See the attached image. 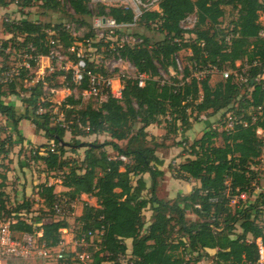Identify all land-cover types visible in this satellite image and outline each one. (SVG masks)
<instances>
[{"label": "trees", "instance_id": "1", "mask_svg": "<svg viewBox=\"0 0 264 264\" xmlns=\"http://www.w3.org/2000/svg\"><path fill=\"white\" fill-rule=\"evenodd\" d=\"M13 2L22 8L39 3L49 11L61 10L63 4H68L75 13L72 20L76 29L86 26L89 30L83 36H73L61 24L50 27V24L26 18L5 20L2 22L4 31L11 36L0 46V56L4 58L3 50L9 46L47 56L51 48L48 28L57 32L63 48L78 47V41L94 36L92 23L88 22L91 15L110 16L117 23L134 22L132 10L121 5L107 10L97 5L96 14L88 7L89 0H0V6ZM227 7L235 11L236 16L224 27L221 21ZM159 9L144 11L136 22L148 29L156 28L162 39L153 41L141 34L140 44L120 46L117 41L124 30L114 29L111 34L117 37L114 41L103 42L105 37H101L92 44L96 50L104 46L105 54L128 60L136 74H148L143 86H138L136 77L124 76L121 98L105 89L101 91L105 99L95 107L82 100L81 93L89 84L87 73L79 84H74L70 72L59 69L28 89L20 86L28 92L21 98L24 112L3 100L7 95H19L18 79L0 83V114L13 133L19 134L18 123L22 119H29L36 131L44 132L49 142L31 147L30 159L41 161L46 171L60 172L58 179L66 189V197L71 200L79 199L81 194L95 197L96 206L85 203L76 218L80 223L76 237L103 227L98 242L88 239L92 257L88 264H190L208 256L206 249H216L211 255L215 264H256V239L260 238L264 244V220L260 222L261 216L264 217V192L250 203H242V199L236 197L241 192L252 194V182L257 173L253 165L264 145L263 138L256 132L258 128L264 132V87L254 80L261 67L248 70L247 84L252 90L248 97L240 100L239 107H243L244 112L240 118L235 117L232 129L226 131L207 125L199 138L191 143L180 142L182 150L187 152L186 158L176 168L172 169L171 163L169 167L178 179L198 181L189 193H178L173 199L156 195L157 178L164 173L160 168L164 162L156 154L154 138L148 140L146 129L164 117L171 131L177 132L190 128L192 116L197 118L203 112L210 115L231 109L241 88L232 78L224 79L220 75L219 83L210 84L211 75L219 74L213 73L201 79L191 76L186 80L190 71L187 64H183L181 77L174 72L168 80L161 81L155 61L169 71L174 66L172 55L187 47L191 54L185 56V62L205 65L209 61L221 70L232 66L236 60L264 58V36L260 34L264 25L259 22V13H264V0H160ZM189 14L196 17L194 26L182 29L180 22ZM184 32L192 33L193 40L182 41ZM134 35L138 37L137 33ZM70 56L75 57L73 53ZM31 63L35 65L34 61ZM85 63V71L107 74L102 66L95 67L86 59ZM6 67L0 63V69ZM21 72L20 80H23L28 71ZM59 75L64 76L67 88H77L78 93L71 92L58 106L53 101L44 102L45 111L37 114V103L45 89L57 87L50 83L48 86L47 82ZM66 132L75 139L73 144L64 140ZM1 133L0 128V156H5L15 140L10 135L2 137ZM99 133L107 134L111 140L102 144L83 142L85 150L81 159L65 156L69 147L71 152L76 151L74 146L80 143L77 137ZM19 139L22 141L21 137ZM217 139L221 143H217ZM118 141L126 142L120 146ZM105 145H110L116 154L110 155ZM120 155L125 156L126 161L120 159ZM0 166L4 170L8 168L4 163ZM145 173L150 177L149 186L143 177ZM6 180L5 173L0 172V219L11 217L12 231L33 235L41 232L38 240L45 246H55L62 238L61 229H66L68 222L64 219L43 222L40 216L27 220L23 217L31 209L27 199L9 208ZM54 189L55 185L48 182L37 185V195L43 199L50 215L55 214L53 206L57 194ZM232 200L238 203L232 205ZM145 209L151 213L148 223L143 214ZM188 212L198 219L189 220ZM126 239H131V248L129 258L123 261L122 256L128 250Z\"/></svg>", "mask_w": 264, "mask_h": 264}, {"label": "rangeland", "instance_id": "2", "mask_svg": "<svg viewBox=\"0 0 264 264\" xmlns=\"http://www.w3.org/2000/svg\"><path fill=\"white\" fill-rule=\"evenodd\" d=\"M92 6H93L92 11L95 12L96 14V11H95L96 6L95 5H92ZM6 7H7L6 12L0 15V46H1V43L4 40H6V39H3L2 34H1V32L5 33L3 25H2V22L5 20L13 21V20L21 19V18H26L32 21L41 22L43 24H50V27H52L55 24H61L65 29H66V25H69L70 28L69 30L68 29L67 30L70 33L74 32L75 36H83V34L89 30V28L86 26H81L78 30L76 29L75 22L72 20V17L75 15V13L73 12L72 8L68 4H63V9L58 10V11L45 10L39 5V3H33L31 6L22 8L18 4H16V2H13V3H9ZM235 16H236L235 11H232L230 7H227L225 16L221 21V26L225 27L229 23L230 20L235 18ZM88 22L90 24L92 23V29H93L94 36L90 37L87 42H86L87 38L81 42L78 41L77 50L80 52V54L83 55L84 58H86L88 61L93 62L95 64V67L102 66V68L107 72V74L104 75L103 73H100L103 77L101 78V80L111 79L112 88L116 89L118 87V82L121 83L120 77L122 75L135 77L136 75L135 68L127 66L126 63L118 62L116 61L114 57L108 54H105L104 46H101L99 49L96 50V48L92 46L94 42L99 41L101 37H105L103 42L107 40H115L116 35H112V36L109 35V33L106 32L105 28L103 31L102 29H95L93 25L94 16L92 15L91 17L88 18ZM259 22L262 25H264V13L262 12L259 13ZM187 25L189 24L187 23ZM46 31L49 34H52V36H53V32H55V30H52L51 28H48ZM126 33L132 35L135 38L137 37L136 35H134L135 33H137L138 36L142 34V35L148 36L153 41L160 40L163 37L162 34L159 33L157 29L145 28L142 24H139L138 22H135V24L132 25L130 28L124 30L123 34H126ZM104 35H107V36H104ZM15 49L16 48L11 47V46L5 48L3 50V53L6 54V57L4 58V56H0V63H4L7 66H15L16 64L20 63L21 61L20 58L14 55ZM60 51L67 56L70 55L69 50L63 48L62 45L60 47ZM180 55H181L182 64H186L185 56L182 53ZM70 59L72 62L74 61L72 57H70ZM46 61H47L46 59H43L40 64L46 65L47 64ZM48 62L50 66L44 69V72L41 75V77L43 78L49 77L50 74L53 73L55 70H59L58 64H56V62H52V60L51 61L49 60ZM155 63L158 66V70L160 72L158 73H159V76H161V78L168 79L172 74H174V72H177V71H174L173 73H171L168 70L165 71V69H163L156 61ZM34 71H35V68L33 69V72ZM220 75L221 74L211 75V77L209 78L210 84L219 83L222 79ZM16 79H18L17 88L20 94H19V97L15 96V97H12V99L18 102L17 103L19 106L18 110L21 112L22 111L24 112L25 105L22 103L21 98L22 96H26L27 92L22 91L21 87L28 88L32 86L37 81V75L36 73H33L31 79L27 78L28 79L27 82H25L24 79L20 80L19 77H17ZM60 82H63L61 76H56L54 79H52L51 82H47L48 86H51L48 83L54 84L55 86H57L54 88L59 91L51 93L52 91L48 88L45 89L44 91L45 92L44 95L46 97H49L52 100L54 98L56 101H59V103L58 102L56 103L57 106L60 104V102L63 101L62 98H65V96H67V94L65 95L64 91L60 90V88L62 89L66 87L65 86L66 83L61 84ZM106 87L107 86L102 83L99 86L102 98H104L105 94L102 93L101 91L105 90ZM240 87L241 88L239 90V95L237 99L231 104V109L220 110L217 113H213L210 115L206 113L207 119L205 120H199L197 118H194V116H192L191 118L192 123L189 129H185V130L182 129V130H178L177 132L171 131L170 126L165 121L164 117H162L161 121L158 124H151L150 126L147 127L146 130L148 132V140H150L152 137L154 138L153 142L157 144L156 154L164 162L163 165L160 166L161 170H163L164 173L162 176L157 178L156 195L159 198L173 199L176 196V194L180 193L182 195H185L189 193L191 189L194 187L193 181H192L193 179L186 181V180L176 178L173 174V171L170 169L169 164L171 163L173 165L172 169H174L177 167L178 163L185 160V156L187 155V152L182 150V147L179 145L180 142L185 140L186 143H191L194 139L199 138L202 135V133L206 130L207 125L212 126V125H215L216 123H220V126L219 125L217 126L218 128H221L224 125L223 119L225 116V111L231 112L233 116L236 118L237 117L240 118V116L243 115L244 108L239 107L240 100H242L244 96H247V97L249 96V92L252 90V87H250L247 84H242V86ZM70 91L74 92L75 94L78 93L77 88L72 89V90L70 89ZM3 100L5 102H10L9 99H7V96L6 98L3 97ZM82 100L84 103L91 102L95 107L99 106L100 104L99 98L93 95H82ZM56 108L58 109V107ZM250 110L251 109H249L248 111ZM238 111L240 113H238ZM221 113H222V116L219 119L218 116ZM26 120L30 122L29 119H26ZM24 122L22 123V126L25 129ZM0 128L2 129V133H1L2 137L10 135L12 139L15 140L14 145L9 148V152H8V154L12 152L14 157L9 158L8 156L6 157L0 156V165L5 162H8L7 164L8 168H11L9 164L15 163L16 168L15 169L13 168V170L17 171V173L19 174V176H17V173L14 172L15 174L13 173L11 175V179L7 181V185H6L8 186V188H6L8 192L7 193L8 194L7 206L9 208H14V206H16L18 203H21L23 199H27L29 202H31L30 212L26 213L23 216L27 220L36 218L37 216H40L43 222L49 221L51 219L66 220L68 222V227L66 229H61V232H62L63 238L66 241H70L71 238L75 237L76 234L79 232L80 223L78 222L76 218L77 216L80 215L83 205L85 203H90L92 201L91 200L89 201V200H86L80 197L76 201L75 206L69 209L68 212H64L63 214L50 215L47 209L45 208L43 199H41L37 195V185L42 182H48V184H54L55 185L54 190L57 194L56 198H61L62 196H65L64 191L66 189L60 184V180L58 179V177L60 176L59 175L60 172L46 171L45 166L43 165L41 161H32L29 155V150L31 147L27 146V143H25L26 145L25 144L23 145V141H21L19 138L20 137L24 138V137L20 134V132L19 134L11 132V126L9 125L5 117H3L1 114H0ZM26 130L27 129H25V131ZM40 132H41L40 133L41 135H44L43 131H40ZM256 132L264 140V132H262L260 128H258ZM64 140L72 144L75 142V139H73V137L71 136L69 132L65 133ZM77 140H79L80 143L76 146L73 145L76 151L71 152L70 147L67 148V152L65 153L66 157L81 159L83 156V152L85 150V146H82L83 142H88V143L98 142L102 144L104 142L111 140V138L105 133H99V134H93V135L84 136V137H77ZM46 142H49L48 139ZM125 142L126 141H118V144L120 146H124ZM217 143H221V140L217 139ZM31 145L32 147L33 145L38 146V144L36 143L35 144L31 143ZM104 149L112 156L116 154L115 151L112 150L110 145H105ZM253 168L257 172L256 177L252 182L254 189L251 195H248L246 193L245 198L242 199V203L253 202L260 192H264V145L261 150L260 157L257 163L253 165ZM0 170H1V167H0ZM143 176L147 182V186H149L150 185L149 174L145 173L143 174ZM17 185H22V190L19 189ZM143 194L145 196H148L147 191H144ZM88 198H91V197H88ZM237 203L238 201L231 202L232 205L237 204ZM143 214H144L146 223H148L149 217L151 214L150 210L149 209L143 210ZM187 218L189 220L198 219V217L192 212H188ZM1 219L7 220V221L12 220L11 217L9 218L5 217ZM260 220H261L260 222H262L264 220V217L261 216ZM237 231H240L239 228L237 229ZM40 234L41 232H39V235L36 234L35 239H37L40 236ZM93 242H98L97 236L93 238ZM125 242H126L127 247L130 248L131 247L130 241L126 240ZM206 252L209 254L208 256H205L204 258L199 260L197 263L191 262L190 264H215V261L211 259V254L213 255V253H211L212 251H209V252L206 251ZM128 258H129V252H127L126 255L122 256L123 261H125ZM8 264H49V261H45L41 258H31L28 261H14L13 260V261L8 262ZM59 264H72V262H69V261L60 262Z\"/></svg>", "mask_w": 264, "mask_h": 264}, {"label": "built area", "instance_id": "3", "mask_svg": "<svg viewBox=\"0 0 264 264\" xmlns=\"http://www.w3.org/2000/svg\"><path fill=\"white\" fill-rule=\"evenodd\" d=\"M159 1L160 0H89L88 7L92 11V5H101L104 6L107 10L110 6L113 5H121L124 8H130L134 14V22L132 23H117L112 17L110 16H101V15H94V28L95 29H102L104 28L107 30L106 32L109 35L112 34L114 29L126 30L130 28L138 18L142 15L144 11L148 10H156L160 11L159 9ZM93 12V11H92ZM103 18L105 21H103ZM196 21V17L194 14H189L180 22V26L182 29H190ZM187 23L189 25H187ZM191 24V25H190ZM70 26L66 25V29L69 30ZM156 29V28H155ZM73 36L75 35L74 32L71 33ZM261 36H264V31H262ZM50 44L51 48L47 56L43 55H33L28 49L23 48H16L14 55L20 58V63L16 64L15 66H8L4 69H0V83H10L15 78L22 76V70L28 71L27 77L24 78L25 81L32 78V61L35 62V65L42 57L47 58L48 60H52V62H56L60 70L65 72H70L71 81L74 84H79L82 81L83 74L86 72L89 76V84L88 88L82 92V95H93L99 98L100 102L105 99L102 98L99 86L100 84H105L107 87L106 89L110 91L112 96L116 98H121V90H122V80L120 79L121 83L118 82V87L116 89L112 88V81L111 79H102V75L100 72L97 74H93L90 71H85L86 63L85 59L82 54L77 50V47L72 45L68 48L70 53H73L75 57L73 58L74 61L72 62L70 59V55L67 56L60 51V47L62 45L60 39L58 38L57 32H53L50 34ZM112 36V35H111ZM117 38V37H116ZM194 38V35L188 32L183 33L182 41L190 42ZM228 39V37L226 38ZM88 39L86 40V42ZM114 41V40H112ZM176 41H181L177 40ZM118 44L121 46L123 44H127L129 46L138 45L142 42V38L140 36L133 37L130 34H123L118 39ZM200 45H203V42H200ZM30 50L33 48L31 45L28 46ZM77 50V51H76ZM189 56L191 54V49L189 47L182 48L180 51L174 53L172 55L174 66L170 67V72L173 73L177 71L179 73V77H181L183 72V64L181 60V55ZM206 54H204V57ZM118 62L126 63L127 66L134 67L128 60L117 57L115 58ZM87 60V59H86ZM156 64V63H155ZM190 75L186 77V80H189L191 76L201 79L204 78L208 74L219 73L221 74L222 78L228 79L232 78L234 82H236L239 86L242 84H247L248 81V70L254 66H260L261 71L255 77V82L262 83V87H264V58L262 57H255L251 61L247 58L236 60L234 61L232 66H228L223 68L222 70L218 68L217 65L207 62L205 65L198 64L195 62L194 64L190 62H186ZM135 68V67H134ZM136 71V70H135ZM159 72V70H158ZM160 73V72H159ZM30 74V75H28ZM37 77L38 80H43V77ZM124 77L123 75L120 77ZM129 77V76H127ZM137 79L138 86H143L146 79L149 78V75L146 73H138L135 75ZM28 78V79H27ZM169 79V78H168ZM168 79L162 78L161 81H166ZM36 81V82H37ZM248 85V84H247ZM52 92L54 91L53 88L50 89ZM51 92V93H52ZM52 100L45 95L40 98L38 101V108L36 110L37 114H42L45 109L43 108L42 104L44 102H51ZM222 113L219 114V119L221 118ZM254 118V117H253ZM199 120H205L206 112L200 113L197 116ZM235 117L231 112L225 111V116L223 119L224 125L221 127L222 129L229 131L233 127ZM246 124V121H243ZM220 123H216L211 127L216 129ZM120 159L126 161V157L123 155L119 156ZM246 196V192H241L236 198L244 199ZM78 199L71 200L66 196H62L61 198H56L53 206V210L55 214H63L64 212H68L69 209L73 208L76 204ZM238 201V200H232ZM199 207V205H197ZM66 208V209H64ZM12 221V220H11ZM11 221L2 220L0 219V264H8L10 261H28L31 258H41L45 261H49V264H59L60 262H72V264H88L91 261V253L89 252L88 248L90 245L89 240L93 241L95 236L98 237V240L101 239V235L103 232V227L95 228V230H88L79 237H73L70 241H66L63 237L55 246H45L44 243L38 241V238L35 239V235L28 232H17L12 231L10 228ZM39 235V233H38ZM89 239V240H88ZM256 244L258 248V259L256 264H264V244L260 238L256 239ZM48 263V262H47Z\"/></svg>", "mask_w": 264, "mask_h": 264}, {"label": "crops", "instance_id": "4", "mask_svg": "<svg viewBox=\"0 0 264 264\" xmlns=\"http://www.w3.org/2000/svg\"><path fill=\"white\" fill-rule=\"evenodd\" d=\"M6 10H7V7H2V6H0V15L1 14H3V13H5L6 12ZM5 33H2L1 32V34H2V37H3V39H8L11 35L9 34V33H7L6 31H4ZM43 59H46L47 61V64L46 65H42V64H40L41 63V61L43 60ZM49 60L47 59V58H45V57H42L40 60H39V62H37V64L36 65H34V67L32 68V71H33V69L35 68V71L34 72H32V74L33 73H36V75H37V77H39V75L41 74V72H44V69L46 68V67H49L50 65H49V62H48ZM42 66V67H41ZM59 76H61V78H62V81L63 82H60L61 84H64L65 82H64V76L63 75H59ZM25 81V80H24ZM28 81V80H27ZM27 81H25V82H27ZM46 88H47V86H46ZM67 87H65V88H60V90H62V91H64V93H65V95L67 94H70L71 93V91H70V89L69 88H67ZM28 89V88H27ZM55 88H53V90H54ZM22 91H24V90H22ZM57 91H59V90H54L52 93H54V92H57ZM24 92H26V91H24ZM20 94V93H19ZM27 95H28V92H27ZM26 95V96H27ZM19 97V95H15V94H12V95H7V99H9V101L10 102H5V103H7V104H11V105H13V106H15L17 109H18V102H16V101H14L13 99H12V97ZM23 97H25V96H22V98ZM66 97V96H65ZM5 98H6V96H5ZM53 98V97H52ZM62 99H64V98H62ZM52 100V99H51ZM21 101H22V99H21ZM54 103H59V101H56L54 98H53V100H52ZM20 103V102H19ZM23 103V102H22ZM20 105V104H19ZM21 107V106H20ZM25 121V122H24ZM24 122V125H25V129H27L26 131H25V129H24V127L22 126V123ZM18 130H19V132H20V134L24 137V138H22V141H23V145L25 144V143H27V146H30V147H32V145H31V143L32 144H38V145H40V144H42V143H47L46 141H47V138L44 136V135H41L40 133V131L38 132V131H36V129H35V126L33 125V123H31V121L29 122L28 120H26V119H22V120H20L19 121V123H18ZM43 139V140H42ZM20 142V141H19ZM30 144V145H29ZM17 145V144H16ZM26 145V144H25ZM34 146V145H33ZM6 156H8L9 158H11V157H14V155L12 154V152H10L9 154H7V155H5V157ZM185 158H186V156H185ZM4 164H8V162H5ZM44 165V164H43ZM8 166V165H7ZM9 166L11 167V168H7V170H4L3 169V167H1V170H0V172L1 173H5V175H6V177H7V180H6V185H7V181L9 180V179H11V175L15 172V173H17V171H14L13 170V168L15 169L16 168V165H15V163H12V164H9ZM23 169H25V168H23ZM14 173V174H15ZM17 176H19V174L17 173ZM144 177V176H143ZM21 178H22V176H21ZM18 181H20V180H18ZM193 181V186H197L199 183H198V181H195V180H192ZM17 187L19 188V189H21L22 190V185H17ZM6 188H8V186H6L5 187V190H6ZM28 190V189H27ZM6 192H7V190H6ZM8 193V192H7ZM28 195V194H27ZM80 197H82V198H84V199H86V200H91L92 202H90V203H88V204H91V205H94V206H96V199H95V197H93V196H90V195H87V194H81V196ZM88 197H91V198H88ZM41 235V234H40ZM63 237V236H62ZM127 241H130V246H131V239H126ZM131 248V247H130ZM130 248H128V250H127V252H129L130 253ZM206 251H212L211 253H215L216 252V249H206ZM212 255V254H211Z\"/></svg>", "mask_w": 264, "mask_h": 264}, {"label": "water", "instance_id": "5", "mask_svg": "<svg viewBox=\"0 0 264 264\" xmlns=\"http://www.w3.org/2000/svg\"><path fill=\"white\" fill-rule=\"evenodd\" d=\"M103 21H105L104 18H103Z\"/></svg>", "mask_w": 264, "mask_h": 264}]
</instances>
